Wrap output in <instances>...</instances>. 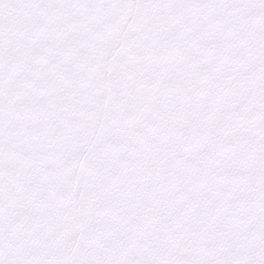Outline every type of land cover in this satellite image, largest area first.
Wrapping results in <instances>:
<instances>
[{
	"label": "snow or ice",
	"instance_id": "6c2138e0",
	"mask_svg": "<svg viewBox=\"0 0 264 264\" xmlns=\"http://www.w3.org/2000/svg\"><path fill=\"white\" fill-rule=\"evenodd\" d=\"M0 264H264V0H0Z\"/></svg>",
	"mask_w": 264,
	"mask_h": 264
}]
</instances>
